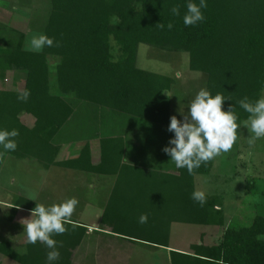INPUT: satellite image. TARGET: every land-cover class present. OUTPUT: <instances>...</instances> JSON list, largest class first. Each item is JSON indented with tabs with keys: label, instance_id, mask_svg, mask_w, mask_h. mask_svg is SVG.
I'll return each mask as SVG.
<instances>
[{
	"label": "trees",
	"instance_id": "trees-1",
	"mask_svg": "<svg viewBox=\"0 0 264 264\" xmlns=\"http://www.w3.org/2000/svg\"><path fill=\"white\" fill-rule=\"evenodd\" d=\"M207 2L205 20L186 27L187 0H51L44 34L58 46L29 51L24 48L25 35L20 34L14 49L0 50V129L19 132L15 151L0 149V171L6 159L13 158L35 162L45 171L58 167L116 177L113 193L129 175L143 171L125 161L127 144L122 136L99 139L97 161L86 144L77 158L57 162L62 151L57 138L75 114L74 100L136 120L143 130H152L147 137L157 131L173 138L168 131L171 102L164 93L171 90L172 81L137 69L140 45L187 53L190 70L207 76L206 88L213 95L221 93L229 99L223 110L236 106L237 131L243 128L241 122L249 114L237 101L245 96L255 101L264 92V0ZM174 5L180 8L179 16L170 14ZM111 40L118 46V60L112 55ZM11 72L25 76L23 90L1 89ZM23 91L30 93L27 101L18 99ZM23 116L33 119L32 127L22 123ZM214 164L215 159L210 160L193 174L175 167V175L166 182L154 183L151 191L157 199H149L148 187L144 198L109 199L99 230L146 248L171 249L170 264H216L221 257L225 264H264V217L260 216L248 228L225 229L218 244L201 241L190 246V251L173 248L178 234L172 230L174 225L225 227L218 198L207 195L203 207L191 198L196 179L209 175ZM3 191L0 187V199ZM10 201L13 205L3 203L30 212L36 206L26 199ZM16 213L12 209L11 222ZM142 214L148 217L143 224L139 222ZM65 227L64 234L53 236L59 242L56 264H73L75 253L88 238V229L77 222L70 220ZM48 251L42 243L27 242L21 254L8 241H0V255L17 264H46Z\"/></svg>",
	"mask_w": 264,
	"mask_h": 264
},
{
	"label": "rangeland",
	"instance_id": "rangeland-1",
	"mask_svg": "<svg viewBox=\"0 0 264 264\" xmlns=\"http://www.w3.org/2000/svg\"><path fill=\"white\" fill-rule=\"evenodd\" d=\"M0 9L8 14L5 23L0 19V42L3 41L0 46L4 47L3 51L14 49L18 44L19 35L24 34V48L37 52L29 47L27 40H30L33 34H44L51 0H0ZM111 45L112 55L118 60V46L113 40ZM50 64L53 65L54 62L51 61ZM136 67L172 81V88L167 92L169 97L166 95L171 102L170 117L175 115L180 120L183 119L180 108L187 112L188 103L207 85L206 75L190 70L187 53L167 52L140 45ZM24 81L25 76L11 72L1 83V89L23 90ZM71 102L75 114L57 138V144L62 146L58 163L77 158L86 144H90L92 156L97 161L100 158L99 139L122 136L127 144L125 161L128 163L147 167L148 171L153 169L151 173L168 172L175 168L171 158L163 151L169 146L167 134L164 136L153 131L152 136L147 137L152 130H143L145 127H141L134 119L115 115L85 102ZM21 120L28 127L34 124L33 119L28 116H23ZM160 132L167 133L166 130ZM237 133L238 139L233 148L215 158L214 168L209 175L198 177L196 180L198 190L218 198L225 217L224 229L175 226L172 230L178 234L176 239H173V248L190 251V246L201 241L206 245L218 244L225 229L248 228L256 217H264V138L256 140L254 145L250 146L248 128L244 126ZM65 173L59 168L45 171L35 162L7 158L0 171V187L4 190L0 201L12 203L10 200L26 199L35 205H51L74 197L78 204L70 220L90 226L97 222L96 214L103 210L106 199H140L124 196L119 190H136L137 187L144 190L138 179L128 183L131 189L121 186L115 193L110 192L111 187L108 185L109 181H113L109 178L113 177L79 174L83 178L81 185L55 179V176ZM134 174L138 177L143 173L135 171ZM147 187L149 199H157V194L151 191L153 185ZM112 190H116V185ZM129 193L136 195L135 191ZM30 214V211H25L11 222V211L0 206V241H8L21 254L26 252L27 243L21 221L29 219ZM0 264L17 263L0 255ZM73 264H170V256L169 251L163 249L131 245L118 238L101 240L90 236L75 253Z\"/></svg>",
	"mask_w": 264,
	"mask_h": 264
},
{
	"label": "clouds",
	"instance_id": "clouds-1",
	"mask_svg": "<svg viewBox=\"0 0 264 264\" xmlns=\"http://www.w3.org/2000/svg\"><path fill=\"white\" fill-rule=\"evenodd\" d=\"M208 7L207 0H187L186 11L183 15V24L186 27L195 26L205 20L204 11ZM170 14L180 15V8L172 6ZM163 27L162 24H160ZM167 28L171 30L173 24L169 23ZM32 50L39 51L45 47L58 46L54 38L43 33L33 34L27 40ZM168 97L169 94L164 92ZM30 93L23 91L18 99L27 101ZM229 99L221 93L213 95L207 88H201L187 105V112L180 108L182 120L173 115L170 117L168 131L173 133L169 140V146L163 151L171 159L177 169H186L189 174L215 159L222 153L229 152L238 139L237 130L240 125L236 112V106H229L223 110V105ZM239 108L249 114L246 121H242L248 128V143L254 145L255 141L264 138V96L250 100L247 96L237 101ZM19 132L16 129L11 131L0 129V149L5 152L17 149L16 137ZM191 198L201 207L207 203V194L203 190H194ZM33 201H35L33 199ZM78 204L76 198H69L61 203L45 205L36 203L31 210L30 218L21 221L26 240L29 244L42 243L49 251L46 256V264H56L60 258L58 241L53 239L54 235H61L66 232L74 210ZM18 208V207H17ZM147 215L139 217L141 224L147 222ZM216 264H225L221 257Z\"/></svg>",
	"mask_w": 264,
	"mask_h": 264
},
{
	"label": "crops",
	"instance_id": "crops-1",
	"mask_svg": "<svg viewBox=\"0 0 264 264\" xmlns=\"http://www.w3.org/2000/svg\"><path fill=\"white\" fill-rule=\"evenodd\" d=\"M7 18H8V14L5 12V10L0 9V19H1V21H3V23H5L8 20ZM2 25H4V24H2ZM2 42H0V43L2 44ZM3 49H4V47L3 46H0V50H3ZM132 165H134V164H132ZM134 166L135 167H138V168H142L143 171H141V172L143 174L141 176H138V177L134 173L131 174V175H129L128 178H126L124 180V182H122V184H121V185H123L122 187L125 186V187L130 188L131 186H129L128 183L135 181V179L136 180L138 179V183H140L141 186H144L143 188L145 190V189H147V185H154L155 182H156V184L157 183L164 182V181L166 182V180L169 177H171L172 175H175V171H174L175 168L173 170H171V171H168V172H162V173H165L166 175H162V174H160V175H154L153 173H151V172L154 171L153 169L152 170L150 169L148 171L147 170V167L139 166V165H134ZM54 168H58V167H54ZM54 168H51V169H54ZM59 169L64 170V172H66V173L64 175H61V176H55V179L57 181H60L61 180V182L72 183L73 185L74 184L75 185H81L83 183V181H82L83 178L79 175V174H84L83 172H78V171H73V170H66V169H62V168H59ZM85 174H87V173H85ZM99 177L106 178V177H103V176H99ZM109 179H113V181H111V182L109 181L108 182L109 184L108 183H105V184H108L109 187H111V191L110 192L113 193L112 187H115L116 182H117V179H116V177L109 178ZM196 188L198 190L199 186L197 187V185H196ZM132 191H135L136 195L129 193V192H132ZM118 192H122L124 194V196L127 195V196H131L132 198H144L145 197V192H143V190L141 189V187H137L136 190H134V188H133L132 190H119ZM79 198H81V197H79ZM116 199H119V198H116ZM159 199H163V198H160L159 197ZM108 201H109V199H106L105 200V206H104L103 210L101 209L102 211L99 212V214H96V220H97V222H94L90 226L89 225H86V224H82V223H78L77 222L81 226H83V227H85V228L88 229V233H87L88 234V238L90 236H96L98 239H101V240H110L111 238H118V237L112 236L109 232H104V231H100L99 230V225H100V221H101V218H102V214L105 211V208L107 206ZM10 204H8V203L7 204L6 203H0V206H4V207L8 208L11 211V215H12V209H16L17 210V213L14 216V221H15L16 217L18 218L19 215H21L22 213H24L26 210L21 209V208H15L14 206H12L13 203H12V205H10ZM173 228H175V225H174ZM120 240H122V239H120ZM123 241H125V240H123ZM125 242H128V241H125ZM128 243L131 244V245H136V246L138 245V244H133L131 242H128ZM140 246H142V245H140ZM159 249H163V250H166V251H169V252L171 251V249H167V248H159Z\"/></svg>",
	"mask_w": 264,
	"mask_h": 264
}]
</instances>
